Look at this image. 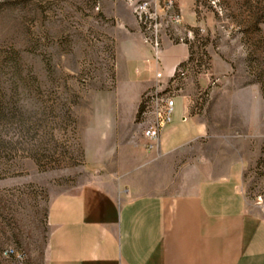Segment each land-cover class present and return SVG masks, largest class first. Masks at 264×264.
<instances>
[{
	"label": "rangeland",
	"instance_id": "1",
	"mask_svg": "<svg viewBox=\"0 0 264 264\" xmlns=\"http://www.w3.org/2000/svg\"><path fill=\"white\" fill-rule=\"evenodd\" d=\"M175 3L193 37L181 84L193 86L174 95L220 117L215 134L229 135L220 152L233 158L246 149L242 188L250 203L264 204V0ZM131 22L124 0H0V264H13L2 258L10 247L26 264H45L51 200L89 177L84 140L96 125L94 101L113 94L120 54L143 50ZM211 56L230 69L233 106L217 103L227 92L215 81L193 83ZM253 86L260 102L248 100ZM141 125L137 117L128 133Z\"/></svg>",
	"mask_w": 264,
	"mask_h": 264
},
{
	"label": "crops",
	"instance_id": "2",
	"mask_svg": "<svg viewBox=\"0 0 264 264\" xmlns=\"http://www.w3.org/2000/svg\"><path fill=\"white\" fill-rule=\"evenodd\" d=\"M141 46L120 54L113 94L94 101L96 125L84 140L89 177L51 200L45 264H264V210L242 188L250 159L246 149L233 158L220 152L229 135L215 134L219 116L199 114L179 94L157 148H145L142 125L128 133L155 84L150 51ZM189 57L188 45L165 39L162 82ZM229 71L211 56L193 83L215 81L227 92L217 103L233 106ZM181 83L179 91L193 86ZM250 94L261 101L256 86Z\"/></svg>",
	"mask_w": 264,
	"mask_h": 264
},
{
	"label": "built area",
	"instance_id": "3",
	"mask_svg": "<svg viewBox=\"0 0 264 264\" xmlns=\"http://www.w3.org/2000/svg\"><path fill=\"white\" fill-rule=\"evenodd\" d=\"M130 8L138 25L143 41L150 51L154 66L155 84L141 100L142 137L147 150L158 146V139L163 128L170 122L174 107V92L177 83L183 82L189 72L191 63L180 64L169 82H162V54L164 39L176 44L189 45L192 33L181 26V16L176 11L175 0H124ZM170 36H166V31ZM264 210V204L257 202ZM4 260L13 264H26L25 255L15 248H6L2 253Z\"/></svg>",
	"mask_w": 264,
	"mask_h": 264
},
{
	"label": "trees",
	"instance_id": "4",
	"mask_svg": "<svg viewBox=\"0 0 264 264\" xmlns=\"http://www.w3.org/2000/svg\"><path fill=\"white\" fill-rule=\"evenodd\" d=\"M187 63H191V57H189V59L187 60ZM184 64H186V63H184ZM140 111H141V109H140Z\"/></svg>",
	"mask_w": 264,
	"mask_h": 264
}]
</instances>
